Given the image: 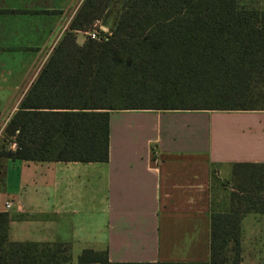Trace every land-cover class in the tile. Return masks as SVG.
<instances>
[{
    "label": "crops",
    "instance_id": "1",
    "mask_svg": "<svg viewBox=\"0 0 264 264\" xmlns=\"http://www.w3.org/2000/svg\"><path fill=\"white\" fill-rule=\"evenodd\" d=\"M86 1L0 0V152L18 149L21 128L63 127L42 117L70 112L66 78L42 70L66 34L82 45L90 30L111 33L112 17L75 26ZM243 163H264V111L114 110L106 162L0 155V212L9 241L69 244L71 264L85 249L117 263L209 264L214 182ZM241 228V264H264V213Z\"/></svg>",
    "mask_w": 264,
    "mask_h": 264
},
{
    "label": "trees",
    "instance_id": "2",
    "mask_svg": "<svg viewBox=\"0 0 264 264\" xmlns=\"http://www.w3.org/2000/svg\"><path fill=\"white\" fill-rule=\"evenodd\" d=\"M260 0H87L76 27L113 18L111 34L77 43L68 33L42 73L60 74L70 112L42 117L63 127L20 129L18 149L37 161L106 162L114 110L264 111V8ZM106 15L103 17V13ZM56 99V98H50ZM76 109V111H73ZM36 118H32L35 121ZM12 126V125H11ZM10 129V128H9ZM8 129V130H9ZM34 134L24 141L30 131ZM12 131V127H11ZM227 211H211L209 264H241L243 217L264 213V163L236 164ZM0 212V264H71L66 243L11 242ZM79 264L117 263L85 249Z\"/></svg>",
    "mask_w": 264,
    "mask_h": 264
},
{
    "label": "rangeland",
    "instance_id": "3",
    "mask_svg": "<svg viewBox=\"0 0 264 264\" xmlns=\"http://www.w3.org/2000/svg\"><path fill=\"white\" fill-rule=\"evenodd\" d=\"M245 0H242V2ZM260 7L264 8V0H260ZM235 186V180H222L214 182L215 187V201L216 207L214 210L216 211H227L226 207L229 205V196L232 192L233 187Z\"/></svg>",
    "mask_w": 264,
    "mask_h": 264
},
{
    "label": "built area",
    "instance_id": "4",
    "mask_svg": "<svg viewBox=\"0 0 264 264\" xmlns=\"http://www.w3.org/2000/svg\"><path fill=\"white\" fill-rule=\"evenodd\" d=\"M101 33L103 34L104 38H105L107 35H110V34H111V33H109V32L103 31V30H101ZM88 36H90L92 39H97V40H99V39H100V31L95 30V29H94V30H90V31L88 32ZM11 205H12V202H11V201L7 202V204H6V208H7V209L10 208Z\"/></svg>",
    "mask_w": 264,
    "mask_h": 264
}]
</instances>
